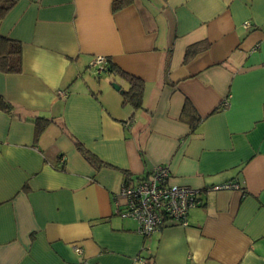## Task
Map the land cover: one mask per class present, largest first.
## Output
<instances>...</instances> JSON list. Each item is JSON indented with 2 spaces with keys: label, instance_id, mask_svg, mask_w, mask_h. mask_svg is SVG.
Masks as SVG:
<instances>
[{
  "label": "crops",
  "instance_id": "1",
  "mask_svg": "<svg viewBox=\"0 0 264 264\" xmlns=\"http://www.w3.org/2000/svg\"><path fill=\"white\" fill-rule=\"evenodd\" d=\"M114 1L17 0L0 19L23 55L0 71L14 106L0 110V264H264V0ZM195 43L208 47L185 62ZM99 55L144 81L143 108L123 104L119 74L104 71L115 89L94 72ZM161 164L201 203L144 236L118 194ZM224 183L239 187L211 190Z\"/></svg>",
  "mask_w": 264,
  "mask_h": 264
},
{
  "label": "built area",
  "instance_id": "2",
  "mask_svg": "<svg viewBox=\"0 0 264 264\" xmlns=\"http://www.w3.org/2000/svg\"><path fill=\"white\" fill-rule=\"evenodd\" d=\"M249 26V22L245 23V27ZM108 64L107 58L99 55L91 67L100 75L106 71ZM236 187H239L236 183H224L212 186L211 190ZM201 194L200 189L171 183L169 165L161 164L147 178L122 184L118 194L122 201L116 203L117 212L136 219L139 223L138 232L148 236L167 223L188 225L189 210L201 203Z\"/></svg>",
  "mask_w": 264,
  "mask_h": 264
},
{
  "label": "trees",
  "instance_id": "3",
  "mask_svg": "<svg viewBox=\"0 0 264 264\" xmlns=\"http://www.w3.org/2000/svg\"><path fill=\"white\" fill-rule=\"evenodd\" d=\"M132 0H115L113 3L114 11L120 10L128 5ZM17 0H0V19H2L7 12L15 5ZM205 43H195L187 47L185 51V62H188L199 51L207 49ZM107 58V57H106ZM108 66L106 71L117 73L129 82V88L123 91V104L132 105L135 109L143 108V94L145 89L144 81L127 71L116 66L108 59ZM22 44L20 41L12 39L7 36L0 35V71L5 73H18L22 70ZM0 110L9 114H13L14 106L2 94H0ZM181 118L186 121L192 129H195L201 122V117L197 113L193 104L187 99L182 109ZM50 119L47 117L39 116L35 119V141H38L41 134L45 131L50 124ZM76 148L83 154L85 159L96 169L99 170L103 167H113L102 160L98 155L88 149L83 142L74 136H71ZM63 156H59L57 169L65 170L62 164Z\"/></svg>",
  "mask_w": 264,
  "mask_h": 264
},
{
  "label": "rangeland",
  "instance_id": "4",
  "mask_svg": "<svg viewBox=\"0 0 264 264\" xmlns=\"http://www.w3.org/2000/svg\"><path fill=\"white\" fill-rule=\"evenodd\" d=\"M107 74H108V73L104 72V73H103V77H107L108 80H109V82H110L111 84L115 83V82L113 81V78L108 77ZM129 219H130V218H129Z\"/></svg>",
  "mask_w": 264,
  "mask_h": 264
},
{
  "label": "water",
  "instance_id": "5",
  "mask_svg": "<svg viewBox=\"0 0 264 264\" xmlns=\"http://www.w3.org/2000/svg\"><path fill=\"white\" fill-rule=\"evenodd\" d=\"M113 86L115 87V89H120V86L117 83H113Z\"/></svg>",
  "mask_w": 264,
  "mask_h": 264
}]
</instances>
